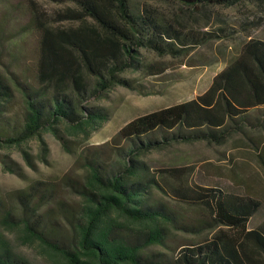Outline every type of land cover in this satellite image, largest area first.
<instances>
[{
	"label": "trees",
	"instance_id": "1",
	"mask_svg": "<svg viewBox=\"0 0 264 264\" xmlns=\"http://www.w3.org/2000/svg\"><path fill=\"white\" fill-rule=\"evenodd\" d=\"M45 1L65 5L49 11L39 0H23L22 31L37 37L32 67L14 73L13 81L0 74V146L20 148L26 156L23 144L44 131L68 147L67 133L89 134L102 126L109 111L86 102L118 86L137 88L128 73H163L166 67L150 54L181 58L213 41L239 35L245 40L205 92L140 115L110 142L82 151L84 173L66 182L76 199H57L44 181L20 191L24 240L36 244L48 264H264L262 197L243 181L174 183L167 177L189 173L173 167L157 175L163 171L145 159L172 144L223 145L250 122L252 112H264V17L258 15L264 14V0H164L208 20L212 7L255 11L254 18L235 25L220 19L209 31L188 28L134 0ZM255 30L259 36H253ZM250 140L260 151L264 175V147ZM0 162L15 172L5 155ZM176 232L190 237L172 247ZM165 245L172 252L152 249ZM0 264L30 263L0 234Z\"/></svg>",
	"mask_w": 264,
	"mask_h": 264
},
{
	"label": "rangeland",
	"instance_id": "2",
	"mask_svg": "<svg viewBox=\"0 0 264 264\" xmlns=\"http://www.w3.org/2000/svg\"><path fill=\"white\" fill-rule=\"evenodd\" d=\"M134 1L155 9L165 17L176 19L188 28L201 31L215 28L220 24V19L235 25V22L243 18H254L255 13L246 6L212 7L209 9L211 12L207 13L211 16L208 20L198 12H191L164 0ZM39 2L49 11L61 9L65 5L45 0ZM25 8L23 0H0V74L11 81L14 73L18 75L32 67L35 60L37 37L33 33L22 31L27 20ZM258 15L264 17L262 13ZM259 35V30L253 32L254 37ZM244 40L245 37L239 35L233 40L213 41L181 58H158L150 54V59L160 61L166 70L159 75L128 73L127 77L139 83L137 88L118 86L106 92V96L99 100L90 98L86 105L105 107L110 118L89 134L67 133L70 149L64 147L49 131L42 132L41 138L34 137L23 144L27 156L20 148L0 146V154L5 155L9 166L15 169L12 172L0 162V234L11 250L30 264H48L46 254L36 244H28L21 234L18 220L21 205L17 196L20 191L26 190L28 185L36 181H44L52 185L57 199H76L66 182L67 179H79L84 173L79 157L82 151L99 148L110 142L118 130L140 115L194 99L205 92L212 78L233 58ZM14 105L15 110L20 113L22 102L17 92ZM250 138L259 141L260 146L264 147L263 110L252 112L250 122H244L242 130L236 131L223 145L202 141L172 144L148 153L145 159L152 169L163 171L157 175L166 174L164 171L173 167L189 173L187 178L182 179L168 176L167 179L171 182L186 181L190 185H202L215 181L223 184L243 181L252 192L264 199V175L257 157L260 151L255 149ZM176 207L183 212L186 210L181 205ZM6 213L12 217L5 218ZM188 237L190 236L187 234L176 232L169 245L174 247ZM152 249L172 252L167 245ZM174 252H178V249Z\"/></svg>",
	"mask_w": 264,
	"mask_h": 264
}]
</instances>
